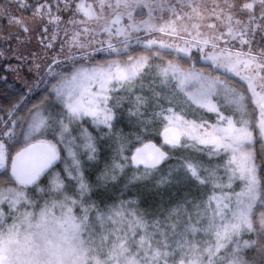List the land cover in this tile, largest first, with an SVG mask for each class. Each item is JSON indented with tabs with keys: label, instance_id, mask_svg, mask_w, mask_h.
Instances as JSON below:
<instances>
[{
	"label": "snow or ice",
	"instance_id": "snow-or-ice-1",
	"mask_svg": "<svg viewBox=\"0 0 264 264\" xmlns=\"http://www.w3.org/2000/svg\"><path fill=\"white\" fill-rule=\"evenodd\" d=\"M13 5L52 55L0 120V264H264V0L0 5L28 34ZM176 149L204 159L162 172ZM182 177L195 194L148 208L94 199Z\"/></svg>",
	"mask_w": 264,
	"mask_h": 264
},
{
	"label": "rangeland",
	"instance_id": "rangeland-1",
	"mask_svg": "<svg viewBox=\"0 0 264 264\" xmlns=\"http://www.w3.org/2000/svg\"><path fill=\"white\" fill-rule=\"evenodd\" d=\"M36 0H28V3L34 4ZM43 2V0H41ZM78 2V0H77ZM88 2H91V0H88ZM9 3V0H1L0 5H4ZM12 14L22 18L25 23L28 25L30 31L28 34H25L18 25L16 24H8L7 16H0V51H4V56L2 58H8L6 51L8 49H11V55L14 57L16 61H18V64L13 65L10 68V81L19 89H21L25 94H30L32 92H29L28 89L33 85L34 78L38 75V73L34 70L32 60L33 57L29 55L30 53H37L40 55H47L51 56L52 53L48 52L45 53L44 50L41 48L38 40H37V33L39 32V25L35 23L32 19V10L31 8L28 9H16V6H12ZM7 31L6 39L1 38V34H5ZM19 36L20 40L17 41L16 37ZM9 52V51H7ZM20 53H24L26 59L19 60L16 57L20 55ZM46 85L40 84L39 88L42 89ZM4 117H0V120H2ZM121 127L124 128V130L132 131L130 127L127 125V120L121 122ZM155 135V133L153 134ZM162 139V138H161ZM163 141H161L159 144L162 145ZM139 146V145H137ZM167 150L168 148L165 147ZM172 154V151L170 152ZM189 155L195 156L197 159H204V157L197 155L196 153H193L189 151ZM141 185V184H140ZM167 188L164 190L165 201L166 200H175L179 197L187 196L189 195V192L195 194L197 192L196 182L194 180L192 181H186L183 177L180 178L176 182L175 187H169L166 185ZM123 187V184H121V188ZM151 186L144 187L145 190L149 189ZM162 189V188H161ZM158 189H155V191ZM160 190V189H159ZM237 190H239L237 188ZM154 191V192H155ZM120 193V191H118ZM157 192V191H156ZM122 194V193H121ZM120 194V198L125 200H135L140 203L141 208H148L153 205L151 204H145L140 200H137L136 198L132 197V199L128 197H123Z\"/></svg>",
	"mask_w": 264,
	"mask_h": 264
},
{
	"label": "trees",
	"instance_id": "trees-1",
	"mask_svg": "<svg viewBox=\"0 0 264 264\" xmlns=\"http://www.w3.org/2000/svg\"><path fill=\"white\" fill-rule=\"evenodd\" d=\"M0 3H1V0H0ZM6 35H7V31L5 32V34L3 33L1 34V38L6 39ZM6 53L8 54L7 55L8 58L0 57V77H3V79H0V110H3V111H0V117L5 116L6 110L13 103H16L17 101H19L24 108H27V107H30L31 103L34 102V100L36 99L34 93L25 94L21 89L16 87L10 81L9 79L10 78V68L13 65L18 64L19 62L14 59V57L11 55L10 52L6 51ZM148 140H151V142H156V143H160L162 141L161 137H159L156 134L150 137H147L145 139V142H148ZM186 155H189V150H181V149L172 150V154H170L172 158L161 165L162 172H167V170L171 166L177 165L181 157L186 156ZM104 156L110 157L111 153L105 152ZM54 167L56 168L57 171H60L63 168V165L57 162V165H55ZM101 167L102 165H92V164L87 165L88 171L86 172V175L90 182H93V183L95 182L96 176L98 175ZM144 187L145 186L142 183H138L134 187L130 185L127 188H124L123 186L122 187L123 192L120 191V193L117 190L112 189V188H109L107 192H105L103 189H99L96 195L94 196V199H99L101 197L105 199H108L110 197L120 198V194L122 193L121 195L123 197H128L130 199L134 197L137 200H140V202L142 201L145 204H151L153 206L162 201H165L166 195H164L165 193L164 190L167 188L166 185H161L159 188L151 186L149 189H146V190ZM155 189H158L156 190L157 192L155 191Z\"/></svg>",
	"mask_w": 264,
	"mask_h": 264
},
{
	"label": "water",
	"instance_id": "water-1",
	"mask_svg": "<svg viewBox=\"0 0 264 264\" xmlns=\"http://www.w3.org/2000/svg\"><path fill=\"white\" fill-rule=\"evenodd\" d=\"M153 143H155L157 146H161L159 143H156V142H153ZM165 147H168V146L165 145V146L163 147V150L168 151ZM169 154H170V153H169ZM166 162H167V161H166Z\"/></svg>",
	"mask_w": 264,
	"mask_h": 264
}]
</instances>
